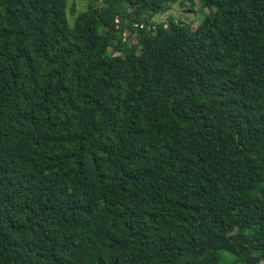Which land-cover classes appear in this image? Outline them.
Wrapping results in <instances>:
<instances>
[{"label": "trees", "instance_id": "trees-1", "mask_svg": "<svg viewBox=\"0 0 264 264\" xmlns=\"http://www.w3.org/2000/svg\"><path fill=\"white\" fill-rule=\"evenodd\" d=\"M176 2L0 0V264H264V0Z\"/></svg>", "mask_w": 264, "mask_h": 264}, {"label": "rangeland", "instance_id": "rangeland-1", "mask_svg": "<svg viewBox=\"0 0 264 264\" xmlns=\"http://www.w3.org/2000/svg\"><path fill=\"white\" fill-rule=\"evenodd\" d=\"M181 1H184L182 3ZM74 5L76 7V14H74L71 9L68 11V19L71 26L74 25L77 16L88 9L89 0H70V6ZM208 9H203L199 0H195L194 7L191 6V2L185 0H178L173 6L172 9L164 14L156 17V23L165 22L169 17H172L178 21H183L185 23H194L193 27H197L199 23H201ZM251 247H249L248 251L245 253L244 257H247L250 252Z\"/></svg>", "mask_w": 264, "mask_h": 264}, {"label": "built area", "instance_id": "built-area-1", "mask_svg": "<svg viewBox=\"0 0 264 264\" xmlns=\"http://www.w3.org/2000/svg\"><path fill=\"white\" fill-rule=\"evenodd\" d=\"M139 25H136V27H138ZM144 27V25H141V28Z\"/></svg>", "mask_w": 264, "mask_h": 264}]
</instances>
